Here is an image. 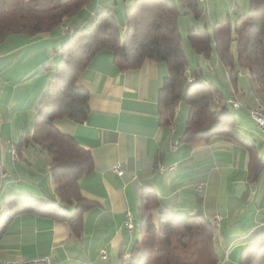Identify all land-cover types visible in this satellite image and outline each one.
I'll list each match as a JSON object with an SVG mask.
<instances>
[{"label":"crops","instance_id":"crops-1","mask_svg":"<svg viewBox=\"0 0 264 264\" xmlns=\"http://www.w3.org/2000/svg\"><path fill=\"white\" fill-rule=\"evenodd\" d=\"M176 1L183 11L180 0ZM201 3V19L190 14L182 17L186 18L187 33L194 28L211 29L226 18L234 21L249 8L248 0ZM127 8L124 13L120 11L121 28L126 23ZM108 9H113L111 0H93L60 29L71 35L89 27L100 11ZM48 34L35 38L16 35L0 45V69L13 75L14 81L10 92L0 97L2 101L7 96L11 104L2 106L5 113L0 111V129L6 127L11 135H0V158L7 173L0 188V204L10 194L31 196L37 205L56 199L45 150L31 143L20 149L17 159L12 157L18 140L26 131H32L35 111L54 72L52 66L41 69L55 55L51 49L59 37L55 31L50 37L43 36ZM20 60H24L28 72L17 76ZM202 62L206 67L204 70L202 64L199 66L202 79L218 88L220 95H234L249 109L256 96L264 99V88L255 87L249 76L242 74L233 85L228 68L217 57L212 56L210 63L204 56ZM167 75L164 62L146 60L138 70L123 71L115 65L110 51L93 58L77 81L90 93L87 119L75 122L65 118L54 124L91 151L94 171L81 180L80 190L97 206L84 214L79 236L67 223L50 217L33 212L15 216L0 237V262L47 256L52 264H121L139 238L141 194L150 188L159 198V205L152 207L156 219L161 209L170 214H203L215 225L218 264H240L242 252L258 232H264V170L255 181L249 179L250 148L243 141H250L255 153L264 157V147L257 144L260 140L264 145V131L256 127L249 111L242 109L238 111H243L241 116L231 112L237 118L239 139L215 137L206 144H179L174 149L183 131L177 122L180 115L171 127L162 126L158 108L159 90ZM117 165L123 169L122 176L114 172ZM160 165H175V170L160 173ZM200 183L202 191L196 189ZM127 212L135 225L132 232L126 228ZM104 250L106 259L101 257Z\"/></svg>","mask_w":264,"mask_h":264},{"label":"trees","instance_id":"trees-1","mask_svg":"<svg viewBox=\"0 0 264 264\" xmlns=\"http://www.w3.org/2000/svg\"><path fill=\"white\" fill-rule=\"evenodd\" d=\"M92 1L0 0V45L16 35L35 38L49 33ZM248 1L247 12L235 21L226 18L217 21L211 29H191L188 41L190 49L205 56L210 63L212 56L217 57L228 68L233 85L241 73L249 76L255 87L264 88V0ZM180 2L183 11L176 0H135L133 6L125 10L123 28L114 10L108 9L100 11L91 26L71 34V39L60 50V61L54 66L35 111L39 120L34 122L33 131H26L15 146L17 154L31 143L45 150L50 160L56 199L37 205L31 196L8 195L0 204L3 208L0 237L11 220L25 212L65 222L79 236L83 231L84 214L97 206L80 190L81 180L94 171L91 151L59 130L54 122L65 118L75 122L87 119L90 93L79 87L77 81L102 51L113 53L115 65L123 71L138 70L146 60L166 63L168 75L163 80L158 100L161 125L171 127L174 124L180 105L189 109L186 127L177 146L206 144L215 137L240 138L236 131L237 118L228 108L233 107L224 104L218 110L215 101L216 98L224 102L230 98L238 100L236 96L220 95L218 88L202 79L200 67L188 74L179 23L188 14L196 20L201 19L204 7L200 0ZM49 64H45L44 69L48 70ZM258 98L264 101L260 96L255 97ZM242 107L239 110L246 109L250 114L252 109ZM243 143L250 148L249 179L255 181L264 170V157L255 153L250 141ZM157 205L156 193L150 188L144 189L139 207V238L129 258H123L121 264L219 263L215 225L211 220L201 213L170 214L165 209L159 211L156 219L152 207ZM239 263L264 264V232L257 233L242 252Z\"/></svg>","mask_w":264,"mask_h":264},{"label":"rangeland","instance_id":"rangeland-1","mask_svg":"<svg viewBox=\"0 0 264 264\" xmlns=\"http://www.w3.org/2000/svg\"><path fill=\"white\" fill-rule=\"evenodd\" d=\"M97 1L98 0H96V3H97ZM134 1L135 0H111V5L113 7L114 14H115L116 18L118 19V22L120 21V18H121L120 16L122 14L120 11H123V13H124V9L126 7L131 8L133 6V4H134ZM120 24H121V22H120ZM186 26H187L186 18H181L180 19V23H179V27H180V30H181V34H183L182 35L183 36L182 45H183L184 51H185L187 59H188V74H191V73L193 74L194 71L198 70V67L201 66V64H202V68L204 70H205L206 67L203 66L204 63L202 62V59H203L204 56L198 55V54L194 53L190 49V45H189V41H188V33L186 31ZM73 28H76V27L74 26ZM53 31H55V34L58 32L59 33V37L54 42V45H53V47L51 49V53H53V54L55 53V55L49 61V63H50L49 66H52V67L56 66V63H58L60 61V54H56V53L57 52L60 53V50L63 47V45H65L71 39L70 33L68 31L67 32L61 31L60 27L55 28L51 32H53ZM51 32H49V34L47 36L46 35H43V36L50 37L52 35V34H50ZM235 46L236 45L234 44L233 48H232L234 53L236 52V47ZM20 65H21V67L16 69V71H15V75L17 74V76L22 75L24 73L25 69L27 68V65L24 62V60L21 61ZM41 69H42V71L44 70V66L43 65H42ZM25 72H28V70H26ZM12 76L13 75H11V74L9 75L8 73H6V70H1L0 69V97H1V95L8 94L10 92V90L13 88L14 81L12 80ZM215 98L216 97H214V99ZM240 104L243 106L242 102H240ZM9 105H11V104H10L9 99L6 96V99H3L2 101H0V111L2 113H5L2 110V106H7L8 107ZM212 107H213V104H212ZM252 107L253 108L255 107V103L253 104ZM253 108H251V109H253ZM230 112L236 114L237 116H241V114L243 113V111L242 112L241 111L238 112V111H234L233 109H230ZM188 113H189V109H188V107L186 105L183 104V105L179 106V110H178V114L177 115H180V118H179V120L177 122H178V124H180V126L182 125L183 131L185 130V127H186ZM250 117H251V115H250ZM251 119H252V117H251ZM36 120H39V118H36L33 122H35ZM8 121H10V119H7L6 122H8ZM33 126H34V124H33ZM182 128H181V130H182ZM255 131H257V130H255ZM182 132H181V135H182ZM0 135H2L5 138H8L7 136H9V137L11 136L9 134V130H7L6 127H3V126L0 129ZM18 142H20V140H18ZM257 144H258L259 148L260 147H262V148L264 147V145H261V141L260 140L257 141ZM13 151L16 152L15 149ZM39 151H41V150H39ZM23 173H24V176H27L26 172L23 171ZM0 198H1L0 200H2V195L0 196ZM133 226H134V229H135V225H133ZM140 227H141V225H139V229H140ZM134 229L132 228L131 232L134 231ZM216 244H217V238H216Z\"/></svg>","mask_w":264,"mask_h":264},{"label":"built area","instance_id":"built-area-1","mask_svg":"<svg viewBox=\"0 0 264 264\" xmlns=\"http://www.w3.org/2000/svg\"><path fill=\"white\" fill-rule=\"evenodd\" d=\"M204 0H201V2H203ZM239 75L241 76V73H239ZM193 78V77H192ZM256 105L255 107L251 110L250 114L251 117L253 119V121L256 123L258 129L264 131V105H261L258 103L257 99H255ZM228 105H231L233 107V109L235 110H239L241 108H243L240 104V102L238 100H236L235 98H230L228 99ZM223 106H221V102L219 100V108H222ZM177 142L174 143L175 146H173L174 149H176L177 147ZM160 173L165 172L166 170H174L175 166L171 165V166H164V165H160V167H158ZM114 172L119 175L122 176L123 175V169L121 167V165H117L114 169ZM7 173L4 170V164L2 159L0 158V186H2V182L3 180L6 178ZM196 189L198 191H202L203 189V184H197L196 185ZM126 217H127V222H126V228L128 231H131V227H132V217H131V213L127 212L126 213ZM215 218H217L220 222V217L216 216ZM101 257L103 259L107 258V251L104 250L102 251ZM0 264H52L51 258L44 256V257H34V258H23L20 259L18 261H13V262H0Z\"/></svg>","mask_w":264,"mask_h":264},{"label":"bare ground","instance_id":"bare-ground-1","mask_svg":"<svg viewBox=\"0 0 264 264\" xmlns=\"http://www.w3.org/2000/svg\"><path fill=\"white\" fill-rule=\"evenodd\" d=\"M200 2H201V0H200ZM219 100H220V102H221V106H224V104H228V102H224V101H222L221 99H219V98H216L215 99V101H216V103H217V105L219 106ZM257 101H258V103L259 104H261V105H264V101L262 100V99H257ZM242 106V105H241ZM12 157L14 158V159H17V153L15 152V151H12ZM0 188H1V186H0ZM3 212V208L0 206V216H1V213ZM132 217V216H131ZM134 224H133V222H132V227H131V229L133 228L134 229V226H133Z\"/></svg>","mask_w":264,"mask_h":264}]
</instances>
